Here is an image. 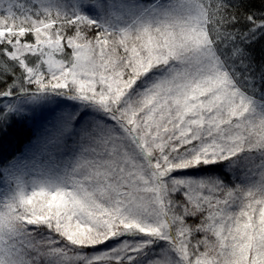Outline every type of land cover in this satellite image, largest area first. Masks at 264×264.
Instances as JSON below:
<instances>
[{"label": "snow or ice", "instance_id": "6c2138e0", "mask_svg": "<svg viewBox=\"0 0 264 264\" xmlns=\"http://www.w3.org/2000/svg\"><path fill=\"white\" fill-rule=\"evenodd\" d=\"M0 264H264V0H0Z\"/></svg>", "mask_w": 264, "mask_h": 264}, {"label": "trees", "instance_id": "16d2710c", "mask_svg": "<svg viewBox=\"0 0 264 264\" xmlns=\"http://www.w3.org/2000/svg\"><path fill=\"white\" fill-rule=\"evenodd\" d=\"M22 145H20V144H14L13 145V147H15V148H19V147H21ZM5 155H10L11 154V149L10 148H7L6 147V149H5V153H4Z\"/></svg>", "mask_w": 264, "mask_h": 264}]
</instances>
